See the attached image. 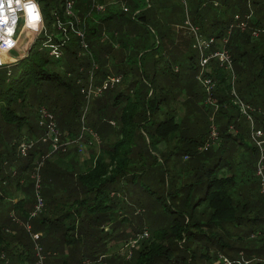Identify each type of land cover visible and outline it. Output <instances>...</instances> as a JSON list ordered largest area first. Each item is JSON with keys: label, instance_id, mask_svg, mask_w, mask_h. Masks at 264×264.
I'll return each mask as SVG.
<instances>
[{"label": "trees", "instance_id": "trees-1", "mask_svg": "<svg viewBox=\"0 0 264 264\" xmlns=\"http://www.w3.org/2000/svg\"><path fill=\"white\" fill-rule=\"evenodd\" d=\"M35 1L45 26L52 31L56 17H64L67 0ZM74 1L82 17L91 13L94 22L88 21L87 42L99 68L105 69L103 76L107 78L116 72L119 76H135L128 85L129 93L119 92L112 105L113 110H121L123 124L115 142L107 135L108 127H114L111 123L115 122L106 116L111 107L104 111L100 102L92 113L85 114L87 104L81 88L87 83L91 63L67 71L71 76L51 72L48 68L51 56L42 48L41 39L20 61L21 71L16 77L6 68L8 78L0 88V175L8 186L15 184V192L19 190L26 195L14 203L22 219L29 220L37 201L34 180L27 186L23 179L27 175H23L31 169L34 172L33 161L47 155L50 144H38L29 154L28 162L22 163L23 159L15 156V142L25 134L24 128L30 138L38 139L44 134L38 116L42 106L53 113L62 139L76 140L86 126L104 141L102 153L84 162L90 164L84 169L80 161H73L68 169L54 166L51 160H46L41 169V194L46 207L35 232H42L39 241L46 264H82L86 260L96 264H215L220 253L234 264H245L241 262L245 258L251 261L248 264H264L259 261L264 259V193L258 174L259 165L264 173V152L252 137L253 132H261L263 137L259 140H264V0H212L210 5L192 7L189 19L185 14L174 17L178 13L175 7L166 8L165 19L157 18L151 7L147 15L144 12L130 15L132 9L139 11V5L133 8L131 0H118L127 10L123 8L117 13L110 6L101 17L91 10L92 0ZM99 2L105 4V0ZM236 15L244 20L250 16L248 29L234 28L229 35ZM187 21L202 37H208L205 40L215 39L206 49L207 54L226 47L232 57L233 72L221 67L215 59L208 63L207 70L202 69L199 59L202 74L195 71V77L201 76V81L211 78L215 84L209 91L202 81L205 104L213 108L216 123L210 139L187 128L189 118L196 114L194 109L187 118L189 110L181 101L180 106L186 111L182 119L174 113L178 109H173L178 101L172 96L204 97L197 93L196 80L188 74L193 68L189 49L195 36L187 32L190 29ZM178 26L187 32V37L183 32L177 33L181 29L177 30ZM254 31L259 33L257 37L253 36ZM225 37L229 39L226 45L222 42ZM79 48V40L71 41L65 55L79 58L76 51ZM174 50L181 53L176 55ZM177 66L180 69H174ZM82 67L86 68L80 72ZM164 101L172 109L159 116ZM244 104L254 108L253 112L248 111L253 117L248 116L252 124L247 113H242ZM34 118L37 126L32 124ZM136 121L146 122L141 127L146 129V137L150 146L156 147L155 151L165 144L161 150L165 165L158 167L151 152L139 145L134 147ZM245 139L250 142L246 150L252 154L251 160L239 157ZM89 144L94 142L89 139ZM5 169L8 175H4ZM1 198L3 201L4 197ZM129 199L141 204L146 221L134 225L129 211L126 212ZM122 201L126 206L121 205ZM29 202L30 212L24 209ZM114 207L119 208L117 218L111 212ZM107 224L114 225L116 230L108 231L112 237L104 240L100 233L106 232ZM0 226V264H9V257H17L18 264H38L36 249L34 254L25 251L27 246H21V229H14L11 234L7 227L1 223ZM145 226L151 234L144 230ZM113 239L118 247L122 245L121 250L113 252L109 248ZM135 241L137 244L132 247ZM55 244H59L58 250ZM49 253L56 254L52 261Z\"/></svg>", "mask_w": 264, "mask_h": 264}, {"label": "rangeland", "instance_id": "rangeland-1", "mask_svg": "<svg viewBox=\"0 0 264 264\" xmlns=\"http://www.w3.org/2000/svg\"><path fill=\"white\" fill-rule=\"evenodd\" d=\"M97 1L99 2V0H97ZM211 2H212V0H131L133 8H134V6L136 4L139 5V11H135L134 9H132L130 15L138 14L139 12H141V13L144 12V14L147 15V13H149L148 10H150L149 8L151 7L157 13V18L165 19V15L164 14H166L167 10H168L166 8L175 7L178 13H175L174 17H177V16L181 17V15L182 16L187 15V19H189L190 15L188 13H190V11H192V7L196 6L197 4H199L200 7L201 6L210 5ZM104 3L106 4L107 9L111 6L112 10H114L117 13H121V10H123V8L125 6L124 3L119 2L118 0H115L114 2H113V0H105ZM216 9L220 10V8H218V7ZM185 10L187 11L186 12L187 14L185 13ZM105 13H98V14H100V16L103 17V16H105V15H103ZM89 21L94 22L93 20H91V18H90ZM187 24H189V23H187ZM142 27L145 28L146 26H142ZM148 28H149L150 31L154 32V27L149 25ZM183 28L186 29L184 26H183ZM177 30H179V31H177L178 34L183 32V31H181V30H183L182 26H180V27L178 26ZM187 32L188 33L191 32L190 29H188ZM186 33L183 32V36L187 37L188 35H186ZM103 34H104L103 37L106 38L105 33H103ZM207 38H208L207 36H203L202 37V42H204L203 46H204L205 50L209 47V46H206L208 41L205 40V39H207ZM41 39H42V37H39L37 41L40 42ZM76 39L77 38L75 36H72L71 41L73 43H75ZM186 39H188V38H186ZM209 39H211V38H209ZM191 40H192V44H191L192 48L189 49V51H190L189 54L193 58L192 64H191L193 68L191 69V71L188 72V74H190L189 77L192 80H196L195 89H196L197 93L203 94L204 97L203 98L202 97H199V98H193L192 97V98H190L189 96H181V95L172 96L173 99L178 101V103L175 104L173 109L180 110V111L176 110V112H174V113H177L176 115L180 119H182L183 116L186 115V111H184V109H182V107L180 106V104H181L180 102L181 101H184L183 105L189 110V114H188L187 118H189L190 115L192 114L191 109H194L196 111V114H195V116L193 118H189V120H188L189 122L186 121L187 122V128L190 130V132H192V131L196 132V134L198 136H202L203 134H205L204 135V139L207 138V137H208V139H210V137L212 136L213 131L216 128V123L214 122L213 114H212V111H211V109L213 110V108L210 105L205 104L206 103V100H205L206 99L205 98V94H206L205 92L206 91H205V89H204V87L202 85V81L198 78V76L195 77L196 76V74H195L196 70H198V73H199V70H200V72L202 74V70L198 68L200 66V62H199L200 50L198 48V41L195 39V37L193 38V36H192ZM33 42H34V34H33V32L31 33L30 30H26V31L23 32V35L21 37L18 49L13 51L11 53V55H8V54H3L2 55V61L3 62H9L8 63L9 66L8 67L13 71V76L14 77H16V75L19 74V72L21 71V65L19 63H20V61L22 59H25L28 56V54L30 53V51H31V49L33 47V46L31 47V44ZM217 43L221 45V41H217ZM178 45H179V42H178V38H177V46ZM76 51H78L80 53L79 58H73L72 59L71 57H69V56L64 54L63 58L59 61V60L54 59L53 57H49L48 58L49 59V64H48L49 70L51 72H57V73H59L62 76H65V75L71 76L72 74L70 75V73H67V71H69L71 69H77L78 70L80 65L90 63L89 57L85 54L84 51H82L80 48L76 49ZM173 52L176 55H179L181 53L180 51H177V50H174ZM184 55L186 56L187 54H184ZM107 66H108V68H111V63L108 62ZM6 68L7 67H3L0 70V88L3 86V81L6 82V80L8 78L7 77V70L8 69H6ZM84 68H86V67H82L80 69L84 70ZM174 69H180V67H178V68L174 67ZM90 70H91V68H90ZM90 70H89V72H90ZM104 70H105L104 68H101V69L99 68L98 70L95 71V73H94L95 85H101L102 82L106 79V77L103 76ZM111 72H115V71H111ZM116 73H112V76L113 75H115V76H119L120 75V74L118 75ZM182 73L185 74L186 72H182ZM134 76H135L134 74H129V75L125 76V77L121 75V77H122L121 81L119 83H117L109 92L106 91L102 95L94 97L90 101V103L88 105L87 113L88 112L92 113L93 107L97 103H100V102H102V107H103L104 111L110 109V107L112 109V105H113L115 96L119 92H122L124 94L129 93L130 90H129V86L128 85L133 80ZM192 89H194V88H192ZM191 91L192 90H189V93H191ZM175 93L178 94L179 92H175ZM235 95H236V92H235ZM206 97H207V95H206ZM238 103H241V102L239 101ZM37 107L38 106L36 104V107L33 108L35 113H36ZM160 107H161V105H160ZM262 108L263 107H260L259 109L261 110ZM168 109H172L171 105H169V108H168L166 106V102L165 101L162 102V107L160 109L162 111H160L159 116L161 114H163V113L165 114V112H167ZM241 110H242L243 114L247 113V114H245V115H247V118H248V116H251V118L253 119L252 115L248 114V111L251 110V112H253L254 108H250L249 106H246L244 104V105H241ZM106 116L115 120V122L111 123L114 127H108L107 135L111 136L112 137L111 139L116 142V141L119 140V132H120V129L123 127V124H122V121H121V110L120 109H116V110L112 109V110H110V112ZM90 118H92V114H91ZM251 118H248V120L250 121ZM153 119H155V118L153 117ZM149 121H152V119L149 118ZM115 123H116V125H115ZM136 123L138 124V128L136 129V132H135L136 144L134 145V147L139 145L142 148V150L151 152L158 160V163L156 164V165H158V167L165 165L164 164L165 163V156L162 154V151H161V150L165 149V144L163 143V144L160 145V147L158 146V148H157L158 151H155L156 147L155 146L151 147L150 144H149V139L146 137V134H145V131H144L146 129H143L141 127V125L145 124L146 122L145 121H142V122H140V121L137 122L136 121ZM32 124L37 126V118L33 119ZM251 124H252V120H251ZM27 131H28V129L24 128L22 133H25V134L22 137H29V135L27 134ZM233 131L235 132V130H233ZM89 139H91V137L86 135L85 138L83 139V141L78 146L77 145H73V146L71 145L69 148L67 147L68 149L66 148L67 152L62 150L61 153L55 154L53 157L47 158V160H51L52 161L51 163H53L54 166H56V167L58 166V167H63V168H68V169H70L72 167L71 163L73 161H74V163H77L75 161H80L82 163L81 168L84 169V168H86V166L90 165V164H86V163L84 164V162H86L88 159H90L91 156L96 157L99 153H102L101 152L102 145L104 146V141L102 140V138H101L102 144H100V145H97L95 142H94V145H90L89 144ZM201 141H203V139ZM248 144H250V142L247 139H245V145L240 148L241 149L240 150L241 153H239V157H245L248 160H251L252 159V154L250 153V151L246 150V147H248ZM80 147L83 148V150H84L83 152L79 151ZM78 148H79V150H78ZM15 156L17 158H19L20 160L23 159V160H21L22 163H24V162L27 163L28 162L27 159L29 158L30 155H28L27 157L21 156L19 154L18 150L16 149ZM39 159L40 158H36L33 161V167L37 164ZM32 170L33 169L29 170L26 174L23 175V177L25 175H27L26 177L23 178L24 181H25V184H27V186L30 184L31 181H33V178H32V173L33 172H32ZM75 173H76V171H75ZM247 174L250 175V172H247ZM0 179H1V182H0L1 183V185H0V223H1L2 226L7 227V228H5L6 231H8L11 234L14 233L13 232L14 229L16 231L21 229V231L19 233V239H20L21 246H23L25 248L27 246L25 251H30V252L32 251L35 254V250H34L35 241H34L32 235L33 234H36V235H39V236L41 235L40 233L35 232V231H37L36 230V223L41 218L43 213L39 214L37 216L36 215L32 216V213H30L29 220L22 219V215L18 212L19 208H15L13 200H11L9 197H5L4 196V193H8L9 192L7 190V188H8L7 181L4 180V178L1 175H0ZM138 185L142 186L141 182H138ZM14 186H15V184H14ZM41 189H42V184H41ZM15 195H16L17 199H19L22 195L24 197H26L25 193L22 192V191H19V190L17 192H15ZM27 196H28V199L31 198L28 194H27ZM125 196H126V194L124 195V198H125ZM1 197H4L3 201H2ZM115 201H118V198H116ZM109 203H115V202L109 201ZM123 203H124V201H122L121 205L123 207L126 206V204L125 203L123 204ZM126 203L130 207L128 208V210H127V207H126L125 210H127L126 212L129 211V214H128L129 218L132 219V222L134 223V225L137 224V221L145 220V217H146L145 213L140 209V205L141 204L134 203V200L131 201L130 199ZM115 204H117V203H115ZM45 207H46V204H45ZM24 209L27 210L28 212H30L31 209H32L31 208V202L27 203L25 205ZM125 210L123 212H125ZM111 212L113 213L114 218H117L118 215H119V208L118 207H114V209H112ZM51 215L53 217L57 216V214H55V215L51 214ZM10 220H12V222H10ZM30 220H31V222H30ZM27 225H29L30 227L28 228ZM9 227H11L12 230L8 229ZM105 228H106V232L100 233V235H102V238L104 240L105 239H110L112 236H110L108 234L112 233L113 230H116V227L114 225H108L107 224L105 226ZM144 230L151 234V231H150V229L147 226L144 227ZM108 231H110V233H108ZM30 238H32L31 241H29ZM39 240H40V238L37 240L38 243L40 244ZM110 242H112V243H110L109 246H111V247H109V248L113 252L117 251V250H121V246L122 245L118 247L117 241H115L113 239ZM58 245L59 244H55V249L56 250H58ZM127 253H129V250H127V248H126V254ZM65 254H68V252L65 251ZM49 255H50V253L48 254V258H49ZM54 255H56V254H54ZM54 255H50L49 261H52V259L56 257ZM36 257H37V255H36ZM218 257H219V259L216 260L215 264H226L225 261H224V259L226 258L225 255L220 253V255ZM243 257L245 258L244 255H243ZM9 258H10V259H8L9 260V264H18L19 263L17 257H15V259H11V257H9ZM226 259L228 260L227 264L229 262L234 264V262L230 258H226ZM245 260H246V258L241 260V262H244L245 264H248V263L251 262V261H245ZM259 261H264V259L262 258Z\"/></svg>", "mask_w": 264, "mask_h": 264}, {"label": "built area", "instance_id": "built-area-1", "mask_svg": "<svg viewBox=\"0 0 264 264\" xmlns=\"http://www.w3.org/2000/svg\"><path fill=\"white\" fill-rule=\"evenodd\" d=\"M11 8L13 11H9L8 0H3V14L7 17L6 22L4 24H0V70L3 67L9 68V62L2 61V55L11 53L18 49L21 37L23 32L26 30H30L31 33L34 34V42H37L39 37H42V48L49 52V55L54 59L61 60L65 54L66 48L71 43L72 36H75L77 40H79L80 49L85 52V54L89 57L91 63V70L88 75L87 83L82 85L81 81L78 83L82 85L81 93L84 95L85 102L87 104L85 114L87 113L88 105L90 101L97 96L102 95L104 92L112 89L117 83H119L122 79L121 76H109L107 77L101 85H95L94 82V73L99 69V64L96 62L89 44L87 42L86 30L89 19L91 18V13L87 14V16L82 17L79 14V11L76 9V2L74 0H67L64 9V17L57 16L53 26L52 31H49L45 26V21L41 9L35 0H19V3L16 0H13L11 4ZM91 10H95L97 13H105L107 11L106 4H101L97 0H92ZM127 10V8H124ZM250 16H247L246 20H244L240 15H236L234 17V22L231 24V27L228 31L230 35L234 28H238L242 31L248 29L247 20ZM32 20V23L35 27L29 25V20ZM13 21H15L13 23ZM189 23V24H187ZM186 24L190 27L191 33L194 34L195 39L198 41V48L200 50V62L203 70H207L208 63L215 59L220 62L221 67L233 72L232 66V57L230 51L223 47L217 51H213L209 54L206 53V50L203 46L202 36L198 33V30L191 25L189 21ZM11 28V35L8 34V29ZM258 32L254 31L253 36L257 37ZM5 40L11 42V47L5 46ZM228 37L223 38L222 42L224 45L228 43ZM208 43L206 46H211L215 43V39L211 38L207 40ZM80 55V53H79ZM83 69L80 70L82 72ZM234 74V73H233ZM201 76L199 77V79ZM235 79V77H234ZM204 86L210 91L214 86V82L211 78L202 79ZM1 106V103H0ZM85 114L83 116L82 122L84 123ZM39 116V126L43 129L44 134L38 138H30V137H22L15 142L16 148L21 156L27 157L34 149H36L37 145L40 143H48L50 144V151L47 155H44L39 159L37 164L35 165L34 172L32 174V178L35 184V196H36V205L35 209L32 212V216H37L42 214L45 209V202L41 195V184H42V174L41 169L44 167V164L48 157L53 154L58 153L61 150L66 151L71 145H79L86 135L91 137V140L96 144L101 143L100 137L97 133H94L92 129L83 126L81 134L76 140H64L62 139V133L58 128L57 122L53 113H51L47 107L42 106L38 111ZM252 137L259 146L260 150L264 152V140H259L263 135L261 132H253ZM68 147V148H67ZM82 147V146H81ZM80 147V151H83V148ZM67 148V149H66ZM264 156H262V159ZM15 174V172H14ZM258 174L262 177V192L264 193V173L263 167L259 165ZM1 182V179H0ZM1 185V183H0ZM29 228L30 226L27 225ZM38 234V233H37ZM147 235V234H146ZM35 241V249L37 255L38 264H45V258L42 254V248L38 243V239L41 235H32ZM137 244V241L132 243V247ZM227 264L228 260L224 259ZM82 264H96V262L84 261ZM228 264H231L230 262Z\"/></svg>", "mask_w": 264, "mask_h": 264}, {"label": "clouds", "instance_id": "clouds-1", "mask_svg": "<svg viewBox=\"0 0 264 264\" xmlns=\"http://www.w3.org/2000/svg\"><path fill=\"white\" fill-rule=\"evenodd\" d=\"M13 0H8V4H9V11H13V9L11 8V4H12ZM17 3H19V0H16ZM7 17L4 16L3 14V0H0V24H4L6 22ZM15 21H13L14 23ZM29 25L32 27H35V25L32 23V20H29ZM8 34L11 35L12 29L9 28L8 30ZM0 39H2V37H0ZM5 46L7 47H11V42L8 40H5Z\"/></svg>", "mask_w": 264, "mask_h": 264}, {"label": "crops", "instance_id": "crops-1", "mask_svg": "<svg viewBox=\"0 0 264 264\" xmlns=\"http://www.w3.org/2000/svg\"><path fill=\"white\" fill-rule=\"evenodd\" d=\"M100 15V14H99ZM90 20V19H89ZM5 171H6V173H4V175L6 174V175H8L7 174V169H5ZM7 190L9 191L8 193H7V196L6 197H9L11 200H13V203H17L18 201H20V200H23L24 199V196L22 195L19 199H17V197H16V195H15V186H14V184H11V185H9L8 186V188H7ZM17 192V191H16ZM38 233H40L41 235H42V232H38Z\"/></svg>", "mask_w": 264, "mask_h": 264}, {"label": "water", "instance_id": "water-1", "mask_svg": "<svg viewBox=\"0 0 264 264\" xmlns=\"http://www.w3.org/2000/svg\"><path fill=\"white\" fill-rule=\"evenodd\" d=\"M35 44H36V42H33V43L31 44V47H32V46L34 47ZM33 47H32V48H33Z\"/></svg>", "mask_w": 264, "mask_h": 264}]
</instances>
